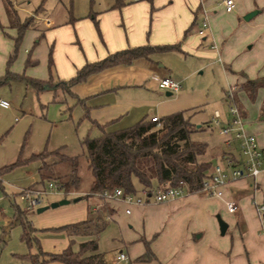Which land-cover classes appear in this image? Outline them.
Here are the masks:
<instances>
[{
  "label": "crops",
  "instance_id": "obj_1",
  "mask_svg": "<svg viewBox=\"0 0 264 264\" xmlns=\"http://www.w3.org/2000/svg\"><path fill=\"white\" fill-rule=\"evenodd\" d=\"M224 1L186 0L184 2L186 9H181V15L179 13L176 16L172 13L171 20L165 19L161 24H156L158 29L156 35L160 33L165 38L160 41L156 39L158 36L153 37L150 34V42L176 44V50L153 53L147 58H138L127 65L103 69L73 85L71 87L73 94L67 96L73 99V104L80 107L81 118L99 134L101 130L114 131L129 127L141 118L149 119L151 116L160 118L159 115L180 111L182 93L177 89L175 95L167 97L165 92L170 91L158 88L153 77L168 76L174 81L181 82L189 73H177L168 64H159V57L169 52L178 53L183 59L184 55L190 52L198 55L207 54L199 49L207 40L209 43L207 42L205 46L214 50L210 54L216 56L223 71L232 78L229 88L243 81L241 74L249 79L263 76L264 0H231L233 6L230 10L225 9ZM116 3L119 6H116ZM136 5L127 0H114L109 9L102 13L100 21L108 32V37H104L106 47L104 49L99 47L98 50L96 48L94 56L89 57L87 60L90 61L85 62L96 61L109 53L142 44L148 39L145 30L146 19L144 20L146 6H142V14H135L131 10ZM254 9L258 10L257 13L244 20V14ZM203 17H206L208 28L204 31V35L200 36L197 33L199 29L197 21L200 22ZM96 22L98 23L97 20ZM0 23L6 27V17ZM50 24L51 21L46 18L45 27H50ZM188 27L184 36L183 33ZM195 29L196 33H193ZM0 32L3 34V28H0ZM1 33L0 77L4 74L5 62L10 50L7 40L10 41L11 37L7 35V38H4L5 35ZM239 58L242 59L240 62ZM30 59L34 63L28 66L35 64L31 53ZM75 62L76 65L72 70L67 68V71L59 75L62 79L59 77L56 79L71 77L76 69L85 63L80 59H76ZM185 65L189 68V64ZM225 65L230 66V71ZM10 66L11 72H18L10 69ZM160 90L165 92L162 93ZM255 96L259 99L258 103L256 101L259 113L264 90L258 88ZM75 98L80 101L76 102ZM238 105L240 106L239 103ZM240 111L242 119L250 120L246 124L243 123L244 129L246 127L244 131L253 134L257 144L264 147V120L258 119L257 122L252 123L251 119L255 113L249 110L247 118L242 106ZM85 112L87 116L82 117ZM214 112H217L219 120L227 121L228 114L223 117L217 110ZM219 140V144L206 145L204 153L206 158L202 161H209L208 172L223 153H231L235 158H239L235 141L230 140V145L227 146L225 136L219 135ZM153 185H156V181ZM136 188L139 189L138 184ZM227 200H232L236 204L237 209L234 212L226 210ZM80 201L69 203L74 206L68 207L71 213L67 222H77L88 216V199ZM91 201V209H93V206L98 204V200L94 197ZM254 203H264V172L257 176L255 187L252 186L250 177L243 176L230 180L222 188L219 197L207 196L203 192H189L165 202L143 205L111 199L107 204L114 212L108 221H115L117 224L121 232L123 248L119 246L110 259L115 260V256L122 252L125 258L115 261L116 264L117 262H120L119 264H264V223H260L256 217ZM216 215L226 223L223 234L219 233ZM35 229L37 238L39 229ZM49 239H52L51 245L45 244L44 249L39 245L45 252H60L68 245V236L64 231H59L56 238ZM145 243L154 259L138 261L136 258L145 251ZM110 259L105 258L108 263ZM46 264L63 263L48 261Z\"/></svg>",
  "mask_w": 264,
  "mask_h": 264
},
{
  "label": "rangeland",
  "instance_id": "obj_2",
  "mask_svg": "<svg viewBox=\"0 0 264 264\" xmlns=\"http://www.w3.org/2000/svg\"><path fill=\"white\" fill-rule=\"evenodd\" d=\"M11 1L20 20L29 15L32 16L31 26L25 30L16 57L10 64V69L18 71L16 72L18 74L23 73L27 77L33 75V78L47 77L46 60L50 50L51 75L55 79L60 78L59 75L67 71V68H71V70L74 68L76 59H80L82 63L90 61L87 59L94 56L93 53L96 52V48L98 50L99 47L103 49L106 47L104 37H108V32L105 31L100 17L103 12L109 9L114 0ZM127 1L137 4L131 10L135 14H142V6H146L144 20L146 19L145 30L148 39L139 45L165 44L150 42V34L153 37L158 36L156 39L161 41L165 36L160 33L156 35L158 32L156 24H161L165 19L171 20L172 13L176 16L179 13L181 15V9H186L184 3L186 0ZM169 13H171L170 16ZM93 16L98 21L97 26L91 19ZM46 18L51 21L50 27L47 28L45 27ZM4 19L5 14L0 2V21ZM197 23L200 22L197 21ZM0 26H2L1 23ZM2 27L7 35L15 34L14 29ZM194 32L196 33V29L193 30ZM4 38L7 37L4 36ZM9 40H7V44H10L11 50L12 41ZM207 42L209 43V40ZM207 42L204 41L202 47H199L207 54L198 55L190 52L188 55H184L183 59L182 55L169 52L161 55L158 63L168 64L177 73H189L185 80L178 82V91L182 93L179 110L186 109L185 112L190 115V122L194 123L195 127L200 126L198 131L191 134L192 139L216 145L219 144L220 140L218 127L212 124L213 112L217 110L223 117L227 116L228 107L231 103L224 94L229 89L232 78L223 71V67L216 56L210 54L214 50L205 46ZM29 50L35 59V64L32 66L24 64ZM241 60L238 59L239 62ZM185 64H189V68H186ZM225 68L230 71V66L225 65ZM67 78L66 76L63 80ZM160 91L165 92L164 90ZM176 92L177 90L170 92L167 97L175 95ZM0 97L9 103L7 107H0V168L14 162L17 158L26 159L11 169L0 171V264H29L25 255L34 253L36 248L34 245L28 246L21 240V227L12 218L14 208L18 207L20 210L26 211L32 226L39 229L38 243L44 249L46 245H51L52 239H49L50 237L56 238L59 231H64L44 228H54L70 223L67 222L71 213L68 207L74 206L69 204L71 201L53 208L49 204L61 198L71 200L74 197H79V202L88 199V205L91 207V198H94V195L90 196L91 198H84L90 185L91 175L88 166L82 159L78 170L80 184L77 191H71L72 195L51 191L39 205L27 209L25 202L18 196L19 189L36 185L39 187L37 175L39 161L35 158H28L43 150L51 151L54 149H59L69 156L81 154L83 147L80 145V140L86 135L96 136L98 133L95 128L89 126L86 120L81 118L80 107L73 104V99L58 90L53 95L51 89L42 86L41 90L36 93L30 85L11 81L0 86ZM236 97L237 102L239 101L240 106L244 108V114L247 118L249 117V110H251V113H255L251 121L252 123L257 122L256 101L259 102L258 97L254 95L252 99H249L243 91H238ZM67 106H71L70 117H67ZM165 114L159 115V117ZM249 121L242 119L244 124ZM205 158L204 154L198 156V160ZM135 166L146 174L152 184L154 183L156 180L155 169L151 156L137 158ZM46 183L47 181H44L43 185L45 186ZM40 206L47 207L41 212H36V208ZM64 232L67 235L66 231ZM120 233L115 221L111 220L107 221L104 228L98 232L96 240L105 258L113 257L119 246L123 248ZM109 263L116 264L114 258L113 260L110 259Z\"/></svg>",
  "mask_w": 264,
  "mask_h": 264
},
{
  "label": "trees",
  "instance_id": "obj_3",
  "mask_svg": "<svg viewBox=\"0 0 264 264\" xmlns=\"http://www.w3.org/2000/svg\"><path fill=\"white\" fill-rule=\"evenodd\" d=\"M0 2L6 17V27L15 31L14 36H9L12 48L5 62L4 74L0 77V85L19 81L30 85L36 93L41 90L42 86H46L52 90L53 95L58 90L60 93L70 96L73 94L71 87L84 81L90 74L116 65H127L138 58H147L153 53L177 49L176 44H145L121 49L96 61L85 62L66 80L53 79L51 75L52 59L49 50L46 60L47 78L27 77L23 73L11 72L9 66L16 57L25 30L31 26L32 16L29 15L20 20L11 0H0ZM115 5L119 6L117 3ZM91 19L97 26L94 17ZM0 28L3 27L0 26ZM188 29L189 27L184 31V36ZM3 34L7 36L5 32ZM30 51L24 61L26 66L34 63L30 59ZM241 75L244 78L243 81L230 87L232 101L236 104L240 115L242 114L236 93L243 91L249 99H252L258 88L264 90V75L252 79ZM75 101L79 102L80 100L75 98ZM66 110L67 117H70L71 106H67ZM86 116L85 112L82 117ZM189 118L190 115L185 110L164 115L157 120L141 118L126 128L114 131L101 130L97 136L86 135L80 140V145L83 147L81 154L69 156L59 149L43 150L31 155L28 159L35 158L39 161L37 167L39 187L43 186L44 181H54L59 184L64 193L78 190L80 184L78 170L83 159L91 175L90 185L84 198L92 196L99 190L111 191L114 188H120L123 193H134L138 190L136 184L139 185V188H153L164 182L175 185L179 180L186 183L189 192H201V183L209 173L210 163L198 160V156L205 153L207 143L190 137L200 127H195ZM258 119L264 120V99L259 108ZM145 156L153 158L155 186L146 174L135 166L136 159ZM21 161H26V159L17 158L14 162L1 167L0 171L11 169ZM93 197L97 198L98 204H101L98 210H93L88 205V216L84 220L51 228L64 230L67 233L68 245L60 252L43 251L35 236L36 229L31 225L26 211L20 210L18 207L14 208L12 218L21 227V240L28 246L34 245L36 248L34 253L25 255L29 264H46L48 261H58L63 264H109L104 258V253L98 247L96 236L104 228L114 210L107 204L110 200L102 201L100 197ZM151 259H154V256L145 243V251L136 260L148 261Z\"/></svg>",
  "mask_w": 264,
  "mask_h": 264
},
{
  "label": "built area",
  "instance_id": "obj_4",
  "mask_svg": "<svg viewBox=\"0 0 264 264\" xmlns=\"http://www.w3.org/2000/svg\"><path fill=\"white\" fill-rule=\"evenodd\" d=\"M225 9L232 8L231 0L224 1ZM208 28L206 17H203L199 23L198 35H204V31ZM153 80L158 88L166 89L170 92L176 91L179 88L177 81L172 80L168 76H154ZM226 99L230 100L228 107V119L225 122L219 120L217 112H214L212 123L217 125L218 134L225 136V144L230 145V140L235 141V148L239 158H235L231 153H223L219 159L213 164L207 177L201 183L200 191L207 196L219 197L222 194V188L235 178L243 176L250 177L252 186L257 183V176L264 172V147L257 144L253 134L244 131L242 117L237 106L232 101L231 88L225 92ZM8 101L0 97V107H7ZM157 116H151L150 120H157ZM51 191L60 194H71L72 192L64 193L59 184L54 181H47L46 185L41 187L21 188L18 191V196L25 202L27 209H31L39 205L42 199ZM189 193V189L183 180H179L175 185H169L164 182L161 185L153 188L141 187L134 193H123L120 188H114L111 191L99 190L93 195L100 197L102 201L111 199H119L128 204L143 205L149 203H161L177 197L184 196ZM72 195V194H71ZM100 204H95L93 210H98ZM225 207L228 212H234L237 209L236 204L232 200L225 202ZM254 212L260 223H264V203H254ZM125 258L122 252L115 256V261H120Z\"/></svg>",
  "mask_w": 264,
  "mask_h": 264
},
{
  "label": "water",
  "instance_id": "obj_5",
  "mask_svg": "<svg viewBox=\"0 0 264 264\" xmlns=\"http://www.w3.org/2000/svg\"><path fill=\"white\" fill-rule=\"evenodd\" d=\"M257 11H258V10L254 9V10H251V11L247 12L246 14H244L243 19H244V20H248L251 16H253L254 14H256ZM165 94H166V95H169L170 92H165ZM78 199H79V197H74V198H72L71 200H68V199H66V198H61V199H59L58 201L51 202V203L49 204V206L53 208V207H56L57 205H63V204H66V203H68V202H70V201H71V202H75V201H77ZM46 207H47V206H40V207L36 208V212H41V211H43L44 209H46ZM215 218H216V221H217V224H218V230H219V233H220V234H223L224 231H225V229H226V223L220 218L219 215H216Z\"/></svg>",
  "mask_w": 264,
  "mask_h": 264
}]
</instances>
